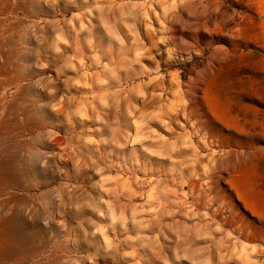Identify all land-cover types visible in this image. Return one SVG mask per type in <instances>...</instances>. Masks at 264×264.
<instances>
[{
	"label": "rangeland",
	"instance_id": "374dc122",
	"mask_svg": "<svg viewBox=\"0 0 264 264\" xmlns=\"http://www.w3.org/2000/svg\"><path fill=\"white\" fill-rule=\"evenodd\" d=\"M0 264H264V0H0Z\"/></svg>",
	"mask_w": 264,
	"mask_h": 264
}]
</instances>
